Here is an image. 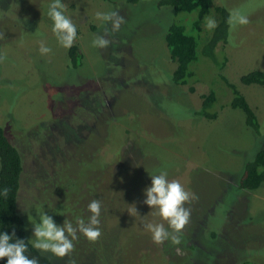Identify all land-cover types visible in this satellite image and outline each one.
<instances>
[{
    "label": "rangeland",
    "instance_id": "1",
    "mask_svg": "<svg viewBox=\"0 0 264 264\" xmlns=\"http://www.w3.org/2000/svg\"><path fill=\"white\" fill-rule=\"evenodd\" d=\"M155 1L62 0L83 55L73 71L66 69L68 48L52 32V0H0V28L7 33L0 39V56L6 57L0 62V125L23 160L18 212L26 238L34 239L31 223L42 212L58 226L64 220L75 225L87 220L88 203L98 199L97 241L78 234L74 251L63 258L38 251L54 264H264V182L253 192L235 187L244 164L264 148V89L239 82L249 71L264 72V0H213L249 20L229 24L228 43L217 52L227 59L220 73L259 119L258 137L241 111L226 106L231 92L200 53L211 33L206 19L197 33L196 12L175 13ZM109 11H118L124 23L106 37L107 48L93 47L94 36L104 35L96 13ZM173 23L197 39L192 80H203L184 86L164 80L175 68L164 42ZM41 41L51 53L39 52ZM210 90L216 109L225 104L217 119L193 116ZM159 169L197 197L185 205L191 215L178 245L154 244L144 228L145 222L168 228L143 203L149 175Z\"/></svg>",
    "mask_w": 264,
    "mask_h": 264
},
{
    "label": "trees",
    "instance_id": "2",
    "mask_svg": "<svg viewBox=\"0 0 264 264\" xmlns=\"http://www.w3.org/2000/svg\"><path fill=\"white\" fill-rule=\"evenodd\" d=\"M109 1V0H104ZM127 4L134 5L141 0H125ZM157 7H170L175 13H192L196 12L197 19L193 23L195 32L200 33L201 24L207 17L216 20L217 27L210 30L209 38L201 46V55L207 60L208 70L214 69L219 74L216 79L221 80L227 89L231 92L232 99L226 106L234 110H239L244 116V124L254 137L262 134V128L259 119L247 102L245 96L238 88L231 84L228 79L220 72L227 61L226 56L217 52L220 45L228 43L230 25L228 23L229 12L221 6L213 5V0H156ZM23 17V16H22ZM28 18V17H24ZM33 18V17H31ZM29 17V19L32 21ZM36 20V18L34 19ZM0 33H3L4 25L1 26ZM6 35L7 33H3ZM164 42L169 54L170 60L175 64L174 70L167 75L168 80L175 85L184 86L204 78L192 80L194 71L191 67L198 61V41L186 32L185 27L171 24L164 35ZM83 61V55L76 44L67 49L66 69L76 71ZM212 76V75H211ZM208 79V76H207ZM210 80V78H209ZM240 84L244 86L257 85L264 89V72L259 70L249 71L239 78ZM210 83V82H209ZM190 92L194 91L192 86L188 88ZM217 97L213 91L201 96V104L198 110L192 111L193 116L201 117L206 120H216L218 108H224L225 104H220L216 109ZM23 174V160L18 148L12 144L8 134L0 125V190L5 187L10 189L7 198L0 195V233L12 235L23 239H28L25 235L24 221L18 212V198L21 188V177ZM264 182V148H259L253 158L244 164L241 177L235 186L239 191L253 192L258 190ZM219 236L214 232L211 234L212 239ZM30 258L38 259L39 264H54L46 256L42 255L37 249L28 244L26 253ZM0 264H6V259H0ZM241 264H251L242 262Z\"/></svg>",
    "mask_w": 264,
    "mask_h": 264
},
{
    "label": "clouds",
    "instance_id": "3",
    "mask_svg": "<svg viewBox=\"0 0 264 264\" xmlns=\"http://www.w3.org/2000/svg\"><path fill=\"white\" fill-rule=\"evenodd\" d=\"M66 5L62 0H52L48 6V17L53 21L52 32L57 42L64 48H71L77 39L76 25L72 19L65 15ZM96 18L103 22L104 35H95L92 40V46L97 48H107L110 40L106 37L110 33L120 30L124 23V18L119 15L118 11L97 12ZM228 23L233 27L238 25H246L249 23L248 17L238 10H233L229 14ZM111 25V29L106 25ZM205 27L212 30L217 27L216 20L207 17ZM4 38V34L0 33V39ZM52 49L46 46L44 41L40 42L39 52L42 55L51 53ZM5 56H0V62H3ZM151 185L144 189L146 199L143 203L152 210V215L160 217L167 223L145 222L144 228L151 234L154 244L160 245L170 240L172 244L181 243L180 234L187 226L190 220L191 209L185 207L186 204L196 199L194 193L186 189V187L177 179H169L168 172L159 169L149 175ZM10 189L8 187L0 190V195L4 198L8 197ZM134 206V205H133ZM101 201L92 199L87 209L90 216L87 220L78 218L75 225L71 221L64 220L62 226H58L51 216L42 212L39 216V222L31 223L33 226L34 239L27 242L23 239L12 235L0 233V259H6V264H39L35 257L26 255L28 244L34 249L41 252L51 253L57 258L68 256L74 251V241L79 239V235H83L88 241L95 242L102 235L100 225ZM133 211L137 214L135 206ZM170 229V230H169ZM69 264H75L70 261Z\"/></svg>",
    "mask_w": 264,
    "mask_h": 264
}]
</instances>
